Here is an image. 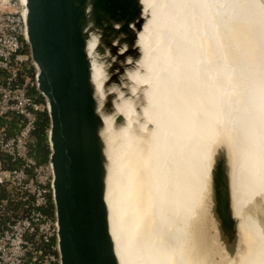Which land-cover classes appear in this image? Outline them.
Listing matches in <instances>:
<instances>
[{
    "label": "bare ground",
    "instance_id": "1",
    "mask_svg": "<svg viewBox=\"0 0 264 264\" xmlns=\"http://www.w3.org/2000/svg\"><path fill=\"white\" fill-rule=\"evenodd\" d=\"M140 3L136 65L143 73L131 71L127 78L132 90L146 86V142L132 134L129 101L113 104L125 122L116 132L110 131L112 118H102L105 203L117 262L149 264V251L159 264H206L200 218L205 207L211 215L208 176L220 146L237 220V264H264V218L258 223L247 212L259 201L264 213V74L258 62L264 35L256 14L258 7L264 13V0ZM93 45L87 44L91 79L101 100L104 76Z\"/></svg>",
    "mask_w": 264,
    "mask_h": 264
},
{
    "label": "water",
    "instance_id": "2",
    "mask_svg": "<svg viewBox=\"0 0 264 264\" xmlns=\"http://www.w3.org/2000/svg\"><path fill=\"white\" fill-rule=\"evenodd\" d=\"M23 13L34 88L48 119L47 163L58 264H118L105 203L107 157L102 118L111 117L110 131L116 132L125 122L113 104L119 98L129 101L132 134L146 142L150 126L144 124L141 111L146 86L132 90L133 83L127 78L131 71L143 73L136 65L141 57L137 46L140 0H23ZM91 40L104 76L101 100L91 79L87 51ZM212 160L208 177L216 241L228 260L237 264V220L222 147L216 148ZM139 176L142 182L140 171ZM144 188L142 182L139 201Z\"/></svg>",
    "mask_w": 264,
    "mask_h": 264
},
{
    "label": "built area",
    "instance_id": "3",
    "mask_svg": "<svg viewBox=\"0 0 264 264\" xmlns=\"http://www.w3.org/2000/svg\"><path fill=\"white\" fill-rule=\"evenodd\" d=\"M27 62L31 67L23 0H0V120L19 118L14 135L6 136L0 129V156L19 164L5 168L0 159V185L13 188L19 203L16 215L0 225V264H58L56 223L46 212L51 168L29 154L35 113L44 109L27 94L35 82L33 70L32 76L20 74Z\"/></svg>",
    "mask_w": 264,
    "mask_h": 264
},
{
    "label": "trees",
    "instance_id": "4",
    "mask_svg": "<svg viewBox=\"0 0 264 264\" xmlns=\"http://www.w3.org/2000/svg\"><path fill=\"white\" fill-rule=\"evenodd\" d=\"M32 68L27 63H23L21 66V73L23 76H32ZM36 103L43 105L42 98L31 88L27 91ZM19 118L12 116L9 119L0 120V129L5 133L6 136H12L18 129ZM47 129L48 119L46 112L41 110L35 113L34 129L29 137V154L33 160L40 164L45 163L48 156V144H47ZM2 165L5 168H18L17 162H11L0 156ZM15 190L7 185H0V225L8 221L12 216H15L19 203L17 198L14 197ZM48 215H52V205L49 199V204L46 209Z\"/></svg>",
    "mask_w": 264,
    "mask_h": 264
},
{
    "label": "rangeland",
    "instance_id": "5",
    "mask_svg": "<svg viewBox=\"0 0 264 264\" xmlns=\"http://www.w3.org/2000/svg\"><path fill=\"white\" fill-rule=\"evenodd\" d=\"M261 13H262V11L260 10V8L259 7L256 8V14H257L258 22H259L258 28H259L261 34L263 33L262 34V36H263L264 35V32H263L264 31V28H263V26H264V21H263L264 20V13L263 14H261ZM245 24H246V21H245ZM246 27H247L248 31L250 32L247 24H246ZM260 38H261V35H260ZM253 43H254V41H253ZM253 47H254L255 52L258 53V51L256 50V47H255V44H253ZM263 48H264V39H263ZM258 55H259L258 56V62H260L259 63L260 70L262 69L261 72L264 74V49H262V51H260V53H258ZM28 88L29 89L33 88L35 90L33 83ZM42 106L44 109V104ZM45 163H47V160ZM262 205L263 204H260L259 201H254L252 204V207L247 210L248 214H250L251 217L255 218L258 223L262 222L263 218H264ZM178 224L181 225L180 223H178ZM200 224H201L200 227H201L203 234H204L203 235L204 241L206 243V249L204 250L205 258H206L205 263L206 264H226L229 260H228L227 255L226 254L224 255V251L221 250L222 248L220 246H218V243L216 241L217 233L215 230V225H214L213 219H212L211 215H209V213H208V207H207V209L205 207V209L201 215ZM148 258H149V264H159V262L156 261V259H154L153 255L149 251H148Z\"/></svg>",
    "mask_w": 264,
    "mask_h": 264
}]
</instances>
